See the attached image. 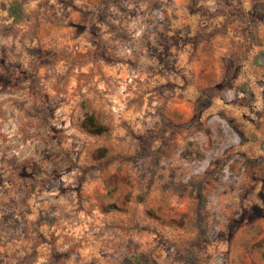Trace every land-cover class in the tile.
<instances>
[{
  "label": "rangeland",
  "instance_id": "1",
  "mask_svg": "<svg viewBox=\"0 0 264 264\" xmlns=\"http://www.w3.org/2000/svg\"><path fill=\"white\" fill-rule=\"evenodd\" d=\"M0 264H264V0H0Z\"/></svg>",
  "mask_w": 264,
  "mask_h": 264
},
{
  "label": "trees",
  "instance_id": "2",
  "mask_svg": "<svg viewBox=\"0 0 264 264\" xmlns=\"http://www.w3.org/2000/svg\"><path fill=\"white\" fill-rule=\"evenodd\" d=\"M82 126L89 132L92 133H100L105 130V127L99 125L93 115H87L85 119L82 121Z\"/></svg>",
  "mask_w": 264,
  "mask_h": 264
}]
</instances>
